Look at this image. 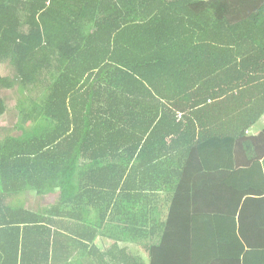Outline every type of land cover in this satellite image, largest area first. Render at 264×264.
<instances>
[{
	"label": "trees",
	"instance_id": "obj_1",
	"mask_svg": "<svg viewBox=\"0 0 264 264\" xmlns=\"http://www.w3.org/2000/svg\"><path fill=\"white\" fill-rule=\"evenodd\" d=\"M4 64L0 119L19 89L22 121L0 136V264H145L120 241L205 264L199 218L264 193V0H0ZM235 245L237 264L264 250Z\"/></svg>",
	"mask_w": 264,
	"mask_h": 264
},
{
	"label": "crops",
	"instance_id": "obj_2",
	"mask_svg": "<svg viewBox=\"0 0 264 264\" xmlns=\"http://www.w3.org/2000/svg\"><path fill=\"white\" fill-rule=\"evenodd\" d=\"M6 66H9L8 69H0L2 74L4 76H10L13 74L12 67H10L9 64H5ZM17 89L19 86L16 87ZM19 91V89H18ZM27 107H29V104H26ZM31 106V105H30ZM18 112V120L15 121V123L8 125L6 127H15L17 124L22 121V115H20V110ZM10 113V110L8 114L5 116H8ZM21 118V119H20ZM41 123V121H39ZM28 127H32L33 123L28 122L25 124ZM38 125V124H36ZM35 125V126H36ZM264 130V116L260 120L258 124L253 126L249 131L248 135L250 137L258 136L262 131ZM260 165L262 169V174H264V157L260 159ZM252 165V164H251ZM228 169H225L224 171H227ZM233 169H230L228 174H232L230 176H233ZM254 176L260 177V174L257 172L253 173ZM262 179V178H261ZM235 180V179H234ZM233 180V181H234ZM227 191L228 193H231L232 183L228 184ZM264 186V179L263 181H260V184L255 182L254 179V188L255 190H258ZM233 187V186H232ZM226 195V192H224ZM256 195L251 196H245L243 200L240 202L239 210L236 211V213H232L235 209L236 202L234 204L232 201V197H227L228 203L226 204V201H222L219 204L215 205L216 209L222 212V214H216L214 218L210 219L211 224H207L208 217L207 215H202L199 219V230H194L193 235H197V242L193 245V255L194 257L198 258H204L205 264H237V256H238V250L235 243L239 239H248L251 241H257L261 246L264 247V193L259 194L255 193ZM162 195H160L161 197ZM36 198L37 204H32L33 199ZM54 198V195L50 197H45V199L37 197L35 194H31L24 198L23 202L24 204H27L29 208L32 210L35 209V211H38L40 213L41 211L48 209L50 204H52V200ZM221 199V196H218L217 201ZM168 200L170 201V196L168 195ZM161 200L159 198L156 199L154 202L155 205H157ZM38 206V207H37ZM227 206V207H225ZM150 207V206H149ZM168 207V206H167ZM200 208L202 211L207 208L206 202L201 201ZM166 214V211H165ZM227 214V215H225ZM229 214V215H228ZM165 219H163V222ZM206 224V225H205ZM204 225V226H203ZM162 228V227H161ZM161 228L160 233H157L156 235L150 237V243L155 244L158 243L161 239ZM216 243H212L213 241ZM219 242L217 244L216 241ZM110 239L105 238L101 236L98 240V243L100 244L101 251L104 250L105 247H109L108 242ZM144 241V240H143ZM112 244V243H111ZM121 247H128V251L133 256H139L141 257L145 264L150 263L149 254L145 251V245L141 242L132 241H120L119 242ZM247 245V244H246ZM194 246L198 248L199 251L194 250ZM226 246V247H225ZM248 246V245H247ZM176 250L174 248V252H171L170 250L167 251V255L172 256L173 254L175 256H179V258L176 260L174 264H190L188 263V256L192 254L191 248L187 246V244H178L176 245ZM259 254L255 256H250V260L247 261V264H264V250L262 248H258ZM246 253V252H245ZM243 255H241V260L243 264Z\"/></svg>",
	"mask_w": 264,
	"mask_h": 264
},
{
	"label": "rangeland",
	"instance_id": "obj_3",
	"mask_svg": "<svg viewBox=\"0 0 264 264\" xmlns=\"http://www.w3.org/2000/svg\"><path fill=\"white\" fill-rule=\"evenodd\" d=\"M8 68H9V66H6L5 64L4 65H0V69H8ZM1 94L5 98L6 104H8L11 114H9L8 116H5L4 118L0 119V136L3 134V131H2L3 127L11 125V124L15 123L16 120H18V112H17L18 110L16 109V105H18L17 102H22V99L20 97V93L18 91H16V90H14V91H12L10 93L2 92ZM28 101H29V99H26V102H28ZM31 104L32 103L30 102L29 106ZM30 203L32 204V206L34 204H37L36 198L33 199V203L32 202H30ZM34 207H36V206L34 205ZM111 243H112V241L110 240L108 242V245H111Z\"/></svg>",
	"mask_w": 264,
	"mask_h": 264
}]
</instances>
